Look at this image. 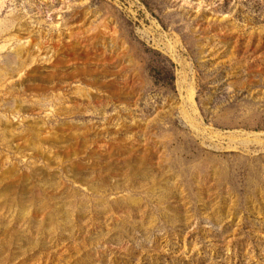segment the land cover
Returning <instances> with one entry per match:
<instances>
[{
    "label": "rangeland",
    "instance_id": "1",
    "mask_svg": "<svg viewBox=\"0 0 264 264\" xmlns=\"http://www.w3.org/2000/svg\"><path fill=\"white\" fill-rule=\"evenodd\" d=\"M0 264H264V0H0Z\"/></svg>",
    "mask_w": 264,
    "mask_h": 264
},
{
    "label": "water",
    "instance_id": "2",
    "mask_svg": "<svg viewBox=\"0 0 264 264\" xmlns=\"http://www.w3.org/2000/svg\"><path fill=\"white\" fill-rule=\"evenodd\" d=\"M145 173L146 172H144L143 175L139 174L138 180L148 177L146 175L144 176ZM174 174H178V173L177 172L175 173V171H174V173L172 175H174ZM178 181H179V179H178ZM42 183L44 185L47 184V180H44ZM172 184H173V181L168 180V185H170V187ZM92 191H95V187H94V189H92ZM27 198H29V193L23 190L20 193L19 197L17 198V201L10 200V201H8V205H9L10 209H16L17 213L22 216L24 211H25L24 207H25V205H27V200H28ZM57 199H58V202L61 204V206L59 208L53 209L49 213L48 217L40 223H36L35 219L32 218L29 221L30 229H32V230L43 229V232L46 234L47 232H49L48 226H50L52 222H55L56 224L58 223L61 230L62 229L68 230L71 228V226H70L71 222H72L71 219H72V216L74 215L73 214L74 212L70 211V213H66V214L62 215V212L58 211L60 208L63 209V208H72L73 207L72 205H70V203H67L69 197L67 198V195H61V196H58ZM74 199H77L80 201L78 203L77 209H74V210H77L78 212H85L86 210H85L84 201H82L81 198L75 197ZM71 214H72V216H70ZM23 240H25L28 244L32 241L31 238H29L25 233L24 234L21 233V234H18V237L15 238V240L12 242V245L19 244Z\"/></svg>",
    "mask_w": 264,
    "mask_h": 264
}]
</instances>
